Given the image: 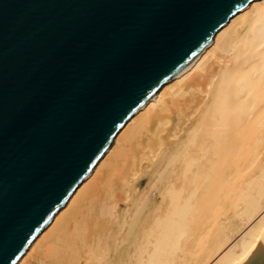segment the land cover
I'll list each match as a JSON object with an SVG mask.
<instances>
[{
    "label": "bare ground",
    "instance_id": "obj_1",
    "mask_svg": "<svg viewBox=\"0 0 264 264\" xmlns=\"http://www.w3.org/2000/svg\"><path fill=\"white\" fill-rule=\"evenodd\" d=\"M264 245V0L125 124L17 264H244Z\"/></svg>",
    "mask_w": 264,
    "mask_h": 264
},
{
    "label": "water",
    "instance_id": "obj_2",
    "mask_svg": "<svg viewBox=\"0 0 264 264\" xmlns=\"http://www.w3.org/2000/svg\"><path fill=\"white\" fill-rule=\"evenodd\" d=\"M255 0H0V264ZM244 264H264L260 242Z\"/></svg>",
    "mask_w": 264,
    "mask_h": 264
}]
</instances>
